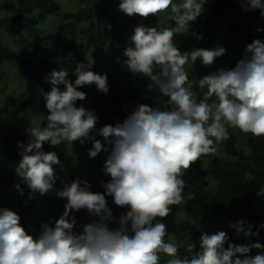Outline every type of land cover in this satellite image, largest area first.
<instances>
[{"label":"clouds","instance_id":"clouds-1","mask_svg":"<svg viewBox=\"0 0 264 264\" xmlns=\"http://www.w3.org/2000/svg\"><path fill=\"white\" fill-rule=\"evenodd\" d=\"M239 2L245 12L259 10L264 17V0ZM205 4L206 0H181L180 3L121 0L122 12L129 17H140L135 18L133 26L129 23L116 28L119 38L110 65L94 70V59L78 63L74 82L64 70H53L46 76L51 90L45 92L41 88L40 95L46 105L41 107L46 115L49 113L47 124L25 129L31 139L26 145L17 142L21 149L18 152L21 160L15 168L19 182L15 187L2 182L0 197H14L18 202L19 193L23 196L25 191L21 187L23 183L29 190V199H35L37 193L46 196L55 191L67 203L59 219L57 216L47 219L54 225L37 222V228H41L38 238L28 234L21 225L24 216L0 207V264H160V254L168 257L166 264H264V244L258 241L235 244L225 231L202 232L199 250L194 242L187 244L182 252L176 243L165 242L168 226L163 221L172 214V206L182 203L186 187L182 177L191 165L202 155L216 152L214 141L219 144L227 140L228 127L264 137V41L255 39L245 46L243 40L232 43L228 39L226 43L220 40L214 27L208 39L210 43L197 47L196 42L202 36L193 30V25L202 15ZM44 10V7L34 9L28 17L39 22L55 16L47 22L54 20L55 34L47 35H56L66 22L75 23V20H65L62 14ZM169 10V19L175 22L173 27L167 24L165 14L157 15ZM149 16L155 17L163 30L151 27L150 23L156 20H149ZM91 17L81 22L82 32L80 29L78 37L86 35L79 43L87 41L91 26L95 31L111 30L112 22L99 28L95 24L85 27L83 22L96 18ZM255 19L250 20L252 26ZM38 22L28 28L36 34L35 39L46 35L37 33ZM258 28L262 29L261 26L253 29L255 34L251 39L264 34ZM177 35L192 36V45L188 48L179 45L175 40ZM61 45L56 43L53 49L57 51ZM208 45L210 49H205ZM2 46L10 56L16 57L7 46ZM114 57L122 64L123 78L113 75ZM197 60L208 69L195 84L194 89L199 90L193 91L186 85L193 74L191 63ZM203 66L198 68L200 73ZM210 68H213L211 72ZM112 82L120 83L123 96L128 97L134 90L142 94L156 90L160 97L167 98L166 103L154 100L157 104L153 107L136 104L128 97L131 113L123 121L97 128L99 117L84 106H77V101L87 98V93L78 89L95 85V92L106 94ZM33 87L34 82L32 90ZM211 97L215 101L209 104L207 100ZM132 102L136 106L134 110ZM97 136L103 137V142ZM65 142H79L82 146L91 143L90 158L101 152L106 154L103 172L110 180L102 184L105 193L90 191V182L79 177L71 183L61 181L63 187L56 188L59 179L56 173L59 171L65 178L61 170L64 166L59 153L46 152L43 146L47 143L55 147ZM106 195L126 210L118 219ZM88 221L91 222L85 223ZM112 223L117 226L110 227ZM228 227L235 230L237 237L251 238L259 235L264 223L257 227L240 219L230 222ZM254 249L258 250L257 254L251 255Z\"/></svg>","mask_w":264,"mask_h":264},{"label":"trees","instance_id":"trees-1","mask_svg":"<svg viewBox=\"0 0 264 264\" xmlns=\"http://www.w3.org/2000/svg\"><path fill=\"white\" fill-rule=\"evenodd\" d=\"M83 2L87 7L80 10L79 3ZM120 2L121 0H79V3L76 2L69 10L65 9L62 2L58 0H11L5 4V9L12 12L11 16L7 19V31L17 35L38 22L37 18L28 17L29 14H33L32 12H28L40 7H44V11H47V13L62 14L67 21L75 20V23L67 24L68 22H66V24L60 26L56 35H45L35 39L36 43L52 41L56 45V43L60 42L62 45L57 51L51 46V50L46 51L38 62L17 57L20 66L31 74L34 80L32 95L20 104L18 107L19 112L25 111L28 107H46L44 98L40 95V89L42 88L45 92L51 90V84L46 82L45 78L53 70L67 71L69 73L68 78L74 82L76 79L74 71L78 63H87L94 59V70L110 65L111 54L113 57L114 48L119 38L116 28H122L129 24L130 19L140 17L138 15L133 17L126 15L119 9ZM180 2L181 0H174V3ZM164 14L166 15L167 24L173 27L175 22L169 19L171 15L170 10L167 13L162 12L157 15L163 16ZM40 16L42 18L43 14ZM91 16L97 19L113 20L111 30H101L99 28V30L95 31V27L91 26L88 29L89 37L87 41L79 43L78 33L80 29L82 32L81 22L85 18L91 19ZM253 17L257 20L264 18L261 17L259 10L251 11L250 13L245 12L239 0H206L202 15L198 17L197 22L193 25V30L199 31V35L202 36V39L197 40L196 46H205L204 44L208 42L215 25L222 23L229 24L226 31L227 33H233V37L230 40L234 43L238 32L243 35L241 32L247 31L245 29L247 23L251 22L250 20ZM154 18L149 16V20H156ZM154 22L151 24H158L157 20ZM205 33L208 34L206 39ZM248 38V44L252 43L255 39L264 41V34L252 39ZM175 40L179 45L188 48L192 45L193 37L190 35H177ZM232 57L233 55H230V58ZM7 58H13V56H10L8 49L0 44V62ZM113 59L115 63L112 71L113 75L123 78L125 72L121 66L122 64L117 62L118 58L114 57ZM212 70L213 68H210V72ZM60 87L61 90L64 89L63 85ZM78 90L84 91L87 93V96L92 94L94 103L102 113L105 122L112 121L116 123L119 120L125 119L131 113L129 110L130 104L127 101L128 97H131L136 104L144 103L156 107V104L160 103V99L156 97L155 90L146 94H142L140 90H136V92L134 90L129 93L128 97L123 96L119 91L120 83L116 82L111 83L109 92L106 94L95 92V85L84 86ZM194 90H199V88ZM200 99L204 98L201 97ZM154 100H157V103H154ZM213 101H215V97H211L210 101L207 100L209 104ZM81 103L82 101H77V106L79 107ZM47 115L40 127L46 126ZM211 122L210 119L208 123L210 124ZM228 135L229 138L222 143L216 144L214 141L215 153L202 155L186 171L182 177L186 183L183 194L189 196L187 208L194 221L209 219L223 221L228 231L220 229L213 231L211 234L217 231H225L229 234L232 243L243 245L251 241L252 237H237L235 230L229 228L228 224L230 222L235 223L240 219L246 220L257 227L264 223V214L257 212L254 207L257 194L264 187V137H254L251 133H243L239 129L234 132L229 127ZM30 139L29 135H16L14 131H11L2 138L0 142V184L4 182L10 185L9 187H12V185L15 187L19 182L15 168L21 160V157L18 155L21 149L18 148L17 142L20 141L26 145L30 142ZM212 139L214 140V138ZM63 146L64 143L55 147L45 143L43 148L46 152L55 151L58 155L62 151ZM103 166L101 164L100 178L91 184L90 191L92 192H106L102 184L110 180V177L104 174ZM54 168L57 169L58 165H54ZM56 175L59 177L56 188L60 189L63 187L61 181L65 182V178L59 171ZM21 187L25 189L23 196L20 193L18 195V205L21 206V210H24V198L28 200L30 207H34L35 199H29L30 193L27 186L21 183ZM37 196L41 197L48 204V208L42 219H51L52 217H56L57 214H63L67 200L58 198L55 191L48 193L46 196H40L37 193ZM106 200L109 207L114 208L113 214L118 219L125 210L115 205L113 199L107 195ZM83 215L89 217L86 211L83 212ZM89 222L91 221L85 223ZM116 226V223L110 225L112 228ZM77 230L79 231L80 228H77ZM187 230L191 235L190 243H196L197 250H199L201 233L192 224L183 222L178 225L168 226L167 234L185 232ZM255 230L254 228L253 231ZM259 235L264 239V229L260 230ZM225 247H227V244ZM182 251L183 248L181 249ZM167 259L168 257L161 260L160 264H166Z\"/></svg>","mask_w":264,"mask_h":264},{"label":"rangeland","instance_id":"rangeland-1","mask_svg":"<svg viewBox=\"0 0 264 264\" xmlns=\"http://www.w3.org/2000/svg\"><path fill=\"white\" fill-rule=\"evenodd\" d=\"M11 0H0V43L4 46H7L10 51L16 55V57L10 59H4L0 62V142L3 136L11 131H14L16 135H25V129L30 128L32 126L40 127L45 116L46 110L41 107H28L25 111L19 112L18 107L23 101H26L30 95L33 86L32 76L23 70L20 66L18 58L28 59L32 62H38L48 50H51L55 46V42H35V33H30V29H24L21 34L17 35L14 33H10L7 31V19L11 16L12 12L8 9H5V4ZM19 1V0H13ZM61 1L64 5L65 9H70L72 5L79 3V0H58ZM75 2V3H73ZM87 5L83 3H79V8L84 9ZM30 10L28 13L33 12ZM55 16H47L44 20L38 22L36 26V31L39 34L45 33L46 35L49 33H54L52 23H47L50 19H55ZM109 22H113L110 19H97L94 18L92 20H86L83 22L85 27H88L91 24H95L99 28L101 24L107 25ZM129 23L131 26L136 24L135 18L130 19ZM229 24H216L215 28H217V34L221 41L226 42L228 39L232 38L233 33H227L226 28ZM151 27H157L158 30H163L162 24H151ZM261 26L262 29L258 28L257 31L261 32L264 30V20L258 21L254 20L253 26L252 22H248L246 26L247 31H242L243 36L238 32L237 37L235 38V42L239 43L243 40V45L248 44V37H252L255 33L256 27ZM254 29V31H253ZM85 35L83 34L79 36L80 40L85 39ZM210 43V41H208ZM205 49H210V45H208ZM193 74L189 77V83L186 87H191L192 90L195 87L196 82L200 77H202L207 71L208 67L202 65L200 60H197L195 64H192ZM203 66L202 73L199 72L198 68ZM144 92V90H142ZM19 94L17 97L16 95ZM156 97L160 100V104H165L167 98L160 97L158 91L155 90ZM198 94L201 92L198 91ZM80 106H84L85 108L93 111L98 117L99 120L97 122V128L103 127L106 124H115L112 121L105 122L103 119L102 113L98 110L94 103V98L92 94L87 96L85 100L82 101ZM135 105L131 104L132 110L135 109ZM162 110H167L166 107H161ZM119 120V121H123ZM232 131L236 132L237 129H233L229 127ZM97 139H100L103 142V137L97 136ZM91 143H86L85 145H81L79 142H74L73 144L64 143L62 151L59 153V158L63 164L62 172L64 173L66 183H71L74 179L79 177L81 180H88L90 184H93L96 180L100 178V167L101 164H104L106 161V154L101 152L95 158H90L88 155V149L91 148ZM61 168V167H60ZM92 187V186H91ZM188 195L183 194V201L181 204L177 206H172V214L165 219L163 222L167 226L178 225L183 222H188L196 227L197 231L202 234V232H208L211 234L213 231L226 229L228 228L224 226L223 221H218L216 219H209L205 221H194L192 216L190 215L187 208V199ZM0 207L7 208L15 211L20 217H25L20 220L21 225L25 228L28 234L33 235L34 237L39 236L41 228H37V222L40 220L42 223H49L54 225L52 221H47V218L42 219L44 213L48 208V204L39 196L35 198L34 207H30L28 200H23L24 210H21V206L18 205V202L14 197L9 199L0 197ZM254 207L257 212L264 214V187L257 194V199L254 203ZM123 209V208H122ZM114 210V208H112ZM116 210V208H115ZM125 210V209H123ZM85 211V210H81ZM126 211V210H125ZM61 214H57V219H59ZM39 221V222H40ZM191 241L190 232L187 230L185 232L179 233H168L165 237V242H174L181 249L186 247ZM260 242L264 244V239L258 235L257 237H252L251 241L245 243H253ZM258 250H253L251 255L257 254ZM161 260L165 259L167 256L165 254H160Z\"/></svg>","mask_w":264,"mask_h":264}]
</instances>
